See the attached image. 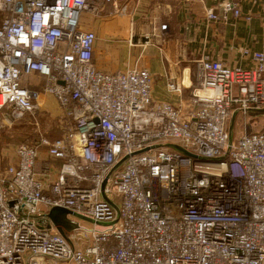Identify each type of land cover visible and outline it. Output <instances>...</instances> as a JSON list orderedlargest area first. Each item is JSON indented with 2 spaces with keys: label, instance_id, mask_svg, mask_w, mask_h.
Instances as JSON below:
<instances>
[{
  "label": "built area",
  "instance_id": "obj_1",
  "mask_svg": "<svg viewBox=\"0 0 264 264\" xmlns=\"http://www.w3.org/2000/svg\"><path fill=\"white\" fill-rule=\"evenodd\" d=\"M130 1L0 0V110L36 113L44 92L68 119L59 138L18 144L0 177V264H264V126H229L264 108V48L252 70L196 60L187 111L154 101L152 73L98 69L97 33L80 27ZM224 12L207 17L242 14ZM56 206L74 213L65 234Z\"/></svg>",
  "mask_w": 264,
  "mask_h": 264
},
{
  "label": "crops",
  "instance_id": "obj_2",
  "mask_svg": "<svg viewBox=\"0 0 264 264\" xmlns=\"http://www.w3.org/2000/svg\"><path fill=\"white\" fill-rule=\"evenodd\" d=\"M226 3H237L241 16L228 12L219 21L208 19L209 9L223 16ZM115 8L106 4L97 16L90 12L81 16V29L97 33L95 66L106 72L148 69L153 75V100L184 111L189 109L190 97L199 92L196 60L207 56L232 68L252 70L255 61L251 53L264 48V0H131L129 13H118ZM3 15L0 11V24ZM162 25H167L166 32ZM170 81L182 86L181 95L168 90ZM257 112L264 113V108ZM46 150L42 148L37 170H41ZM9 164L0 163V177ZM53 164L60 166L61 161Z\"/></svg>",
  "mask_w": 264,
  "mask_h": 264
},
{
  "label": "rangeland",
  "instance_id": "obj_3",
  "mask_svg": "<svg viewBox=\"0 0 264 264\" xmlns=\"http://www.w3.org/2000/svg\"><path fill=\"white\" fill-rule=\"evenodd\" d=\"M33 80H36L34 82L38 83L29 85L30 89L41 91L44 87V80ZM38 102L39 109L36 113H26L19 118L14 117L12 110L8 107L0 110L1 165L13 162L15 147L18 144L34 143L41 136H46L52 140V138L61 136L64 133L68 119L64 116L62 108L56 99L47 93L41 92ZM230 123L237 129H241V127L244 129L246 127L249 130H257L264 126V113L250 111L246 117L235 116ZM236 134L234 133V135ZM68 215L67 213H60V220L69 225L68 220L74 216L69 215L68 217Z\"/></svg>",
  "mask_w": 264,
  "mask_h": 264
},
{
  "label": "water",
  "instance_id": "obj_4",
  "mask_svg": "<svg viewBox=\"0 0 264 264\" xmlns=\"http://www.w3.org/2000/svg\"><path fill=\"white\" fill-rule=\"evenodd\" d=\"M175 147L178 149H181L178 146H175ZM60 213H67V214H71V215H73L74 213L72 211H70L69 209H66L64 207H59V206L53 207L49 212V216H50L51 220L53 221V223L57 226L58 230L62 234H65V231H64L63 227L61 226V224H63V226H65L67 228L69 227V225L67 223H63L60 220ZM68 223H70V220H68Z\"/></svg>",
  "mask_w": 264,
  "mask_h": 264
},
{
  "label": "trees",
  "instance_id": "obj_5",
  "mask_svg": "<svg viewBox=\"0 0 264 264\" xmlns=\"http://www.w3.org/2000/svg\"><path fill=\"white\" fill-rule=\"evenodd\" d=\"M60 136H58V137H55V138H52V140H55V139H57V138H59Z\"/></svg>",
  "mask_w": 264,
  "mask_h": 264
}]
</instances>
